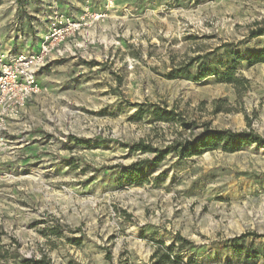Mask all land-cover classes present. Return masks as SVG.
Returning <instances> with one entry per match:
<instances>
[{"label":"rangeland","instance_id":"374dc122","mask_svg":"<svg viewBox=\"0 0 264 264\" xmlns=\"http://www.w3.org/2000/svg\"><path fill=\"white\" fill-rule=\"evenodd\" d=\"M55 11L82 27L39 71L42 92L0 149V264H264L261 143L172 151L124 175L156 156L130 151L139 141L264 137V62L247 60L264 48L251 36L264 0H0V67L38 48ZM199 66L213 74L181 73Z\"/></svg>","mask_w":264,"mask_h":264},{"label":"built area","instance_id":"2783aa9c","mask_svg":"<svg viewBox=\"0 0 264 264\" xmlns=\"http://www.w3.org/2000/svg\"><path fill=\"white\" fill-rule=\"evenodd\" d=\"M49 23V31L36 51L20 52L1 64L0 149H5L12 142L11 123L21 117L29 99L42 92L38 80L39 71L46 65L50 55L60 52V46L82 27L81 22L58 11L50 15Z\"/></svg>","mask_w":264,"mask_h":264},{"label":"trees","instance_id":"16d2710c","mask_svg":"<svg viewBox=\"0 0 264 264\" xmlns=\"http://www.w3.org/2000/svg\"><path fill=\"white\" fill-rule=\"evenodd\" d=\"M260 35H264V29H259L257 31H252L251 36L257 37ZM235 59L233 60L234 64H237L242 57L236 53ZM249 65H253L257 62H264V48L253 52L251 56L247 59ZM182 74L188 76L192 80L199 82L206 78L208 75L213 74L210 71H206L202 69V66H199L197 68V71L195 74H190L189 71H181ZM169 77H175V72L172 71L167 74ZM222 78H226L227 80H230L231 82L238 81L237 78L233 77V74L231 71L224 73L221 75ZM139 108L136 111V116H141V114L144 112L142 108V104H138ZM161 119L164 120H172L174 117L172 116L173 111L172 110H157L156 111ZM76 140L79 143H85L86 139H77ZM251 143H261L264 146V137H261L260 135L254 133V132H248V131H239L234 132L231 130H210L206 129L204 133L199 136L198 138L194 140H187L185 142H181L178 145L174 144L166 149H158L154 148L148 144H145L143 141H139L133 144L129 145L130 151H146V152H154L156 153V156L149 160V159H143L140 161H137L135 163H132L127 167L126 173L124 175L129 179V181L134 182L136 178L140 175V171L142 167L149 162L152 164L159 163L167 154H169L172 151H176L179 153V155L183 157L191 156L194 154H201L205 150L214 149L217 147H221L223 150L228 152H234L236 150L241 149L242 146L246 144ZM30 264H50L46 259H40V260H29Z\"/></svg>","mask_w":264,"mask_h":264},{"label":"crops","instance_id":"0c3cea01","mask_svg":"<svg viewBox=\"0 0 264 264\" xmlns=\"http://www.w3.org/2000/svg\"><path fill=\"white\" fill-rule=\"evenodd\" d=\"M36 50H33V51H36ZM19 124L20 123L18 121L17 122L16 121L12 122L11 125H10L11 132H15V129H17V126H19Z\"/></svg>","mask_w":264,"mask_h":264}]
</instances>
